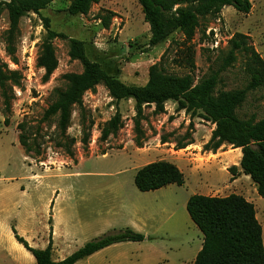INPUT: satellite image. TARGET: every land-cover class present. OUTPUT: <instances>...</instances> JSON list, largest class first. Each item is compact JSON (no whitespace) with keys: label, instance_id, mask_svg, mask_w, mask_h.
<instances>
[{"label":"rangeland","instance_id":"rangeland-1","mask_svg":"<svg viewBox=\"0 0 264 264\" xmlns=\"http://www.w3.org/2000/svg\"><path fill=\"white\" fill-rule=\"evenodd\" d=\"M72 1L53 0L40 14L21 18L11 32L5 5L11 0H0V70L5 76L0 86V264H37L34 258L27 260L29 253L16 241L13 228L19 236L35 237L47 229L50 218L68 238L65 254L58 249L61 260L97 238L130 228L145 240L117 244L77 264H192L203 235L186 205L199 193L221 198L240 194L254 204L264 238V197L250 177L237 175L241 179L232 188L224 175L232 166L239 168L242 155L224 145L220 150L228 151L227 158L219 164L213 152L205 151L215 126L178 113L176 103L168 102L162 114L154 105L145 107L141 131L136 132L135 102H116L101 83L85 93L81 106L72 107L65 132L59 115L44 118L69 89L66 76L84 71L69 56L75 39L84 42L91 61L126 85L144 86L155 65L168 75L191 76L195 85L216 75L217 94L245 92L237 117L260 121L264 87L250 89L247 56L232 52L231 41L236 34L248 36L264 60V0H249L252 11L247 15L227 7L218 15L200 17L191 42L176 32L155 48L149 46L150 26L137 0H104L76 17L66 13ZM44 18L51 30L66 36L53 41L58 67L49 78L39 65L48 34ZM117 112L121 127L104 140L102 129ZM21 135L29 153L19 142ZM187 160L197 170V183L196 174L189 177L183 169ZM149 161L181 167L185 184L140 192L136 169ZM40 241L35 248H46Z\"/></svg>","mask_w":264,"mask_h":264},{"label":"trees","instance_id":"trees-1","mask_svg":"<svg viewBox=\"0 0 264 264\" xmlns=\"http://www.w3.org/2000/svg\"><path fill=\"white\" fill-rule=\"evenodd\" d=\"M53 0H11L6 3L9 11L10 28L14 32L24 16L47 8ZM104 0H73L66 9L72 17L86 14L93 4ZM141 6L144 20L150 26L151 38L149 46L155 48L167 41L174 33L180 32L187 42L194 39L200 24V17L218 15L226 7H232L237 12L249 14L252 3L249 0H137ZM3 6L0 3V8ZM47 29L46 41L43 44L39 65L45 69L49 78L58 67L53 41L57 38L66 39L63 34L51 30L50 23L44 18ZM250 38L244 34H236L231 41L232 52H242L247 56L246 68L250 75V89L264 87V60L249 43ZM69 56L71 60L82 63V74L66 76L69 89L49 107L44 118L60 116V129L65 132L71 119V109L81 106L86 92L104 83L111 98L116 102L133 100L136 116L133 120L136 132L141 131L144 120V108L154 105L155 112L165 113V105L174 102L178 113L185 112L192 119L200 118L215 126L210 142L205 151L217 153L224 145L241 149L242 158L239 168H229L230 174L236 178L238 171L250 177L257 187L258 194L264 197V117L258 122L254 119L240 120L236 110L245 99L244 91L216 93L218 77L194 83L191 76L178 77L168 75L155 65L151 68L149 80L144 86L126 85L110 75L102 66L89 59L84 42L72 39ZM231 53L228 61H232ZM189 62L194 68L193 55ZM5 76L0 70V86ZM173 119V118H170ZM122 124L119 112L106 123L102 129V138L108 139L115 135ZM19 142L29 153V146L23 135ZM87 144V139H84ZM187 147V146H186ZM185 147L179 148V150ZM183 172L173 163L157 161L150 163L135 176V185L140 192L146 193L176 185L183 186ZM187 212L203 235V246L193 264H264L263 228L256 217L254 204L244 197L232 194L230 196L211 197L193 195L186 205ZM15 239L28 252L37 264H76L93 254L115 244L125 242H143L145 236L133 230L126 229L108 233L97 238L74 252L62 261L52 258V242L46 249L32 248L19 236L13 228Z\"/></svg>","mask_w":264,"mask_h":264},{"label":"crops","instance_id":"crops-1","mask_svg":"<svg viewBox=\"0 0 264 264\" xmlns=\"http://www.w3.org/2000/svg\"><path fill=\"white\" fill-rule=\"evenodd\" d=\"M227 8V7H226ZM185 113V112H184ZM235 151H238L239 153H240V156L242 155V151H241V149H235ZM238 152H236V153H238ZM227 153H228V151H221V150H219L217 153H211V155L213 156V157H215V159L217 160H219V164H220V162H222V161H224L226 158H227ZM188 161V160H187ZM155 161H149V162H147L146 164H144V165H142L141 167H139V168H135L136 170H137V172H138V170H140L141 168H143L144 166H146V165H148V164H150V163H154ZM184 163V166H183V169H186L187 170V174H188V176L189 177H194V175L197 173V170H195V168L194 167H190V165H189V161L186 163V162H183ZM183 165V164H182ZM182 172H183V174H184V170L181 168V167H179V166H177ZM137 174V173H136ZM228 175V178H227V180H228V182H229V185L232 187V188H234L235 186L234 185H236L237 184V182L241 179V176L239 177V178H233V176H231L229 173H228V171H226V173H224V175ZM239 174H241V171L239 170L238 171V175ZM185 175V174H184ZM224 175H223V177H224ZM136 176V175H135ZM245 175H243L242 174V177H244ZM245 177H247V176H245ZM193 179V178H192ZM199 180V178H198V174H196V176H195V178H194V181H195V183H197V181ZM200 181V180H199ZM236 194V193H235ZM193 195H195V194H193ZM193 195H191V196H193ZM197 195H200V193L199 194H197ZM240 195V194H239ZM204 196H210L209 194H205ZM212 197V196H211ZM215 197V196H214ZM189 200V199H188ZM188 202V201H187ZM51 221H52V224H51ZM47 224H48V227H47V229L45 230V231H43L42 233H38V234H36L35 235V237L34 236H32V237H29V236H27V235H23V237H24V239L29 243V245L32 247V248H35L36 246H40V245H37V244H39V243H37V240H38V242L40 241V242H44V245H46V248L48 247V245L50 244V242H52V258H53V260L54 261H62L61 260V257H59V255H63V254H65V252H64V250H65V247H66V245L68 244V238L59 230V229H57L56 227H55V225H54V219L53 218H50L49 219V221L47 222ZM126 229H130V228H126ZM126 229H123V230H126ZM130 230H132V229H130ZM134 231V230H133ZM134 232H136V231H134ZM136 233H138V232H136ZM141 234V233H140ZM143 235V234H142ZM145 236V235H144ZM22 237V236H21ZM22 237V238H23ZM0 240H1V238H0ZM17 241V240H16ZM37 244H36V243ZM125 243H127V242H125ZM119 244H122V243H119ZM21 245V244H20ZM115 245H117V244H115ZM115 245H112V246H115ZM22 246V245H21ZM112 246H109V247H107V248H105V249H103V250H101V251H99V252H97V253H95V254H93L92 256H90V257H88V258H86V259H84V260H81V261H86V260H90V259H92L93 257H95L96 255H98L99 253H101L102 251H104V250H106V249H108V248H110V247H112ZM23 247V246H22ZM24 248V247H23ZM46 248H44V249H46ZM25 249V248H24ZM35 249H38V248H35ZM58 249H61L62 250V252H61V254H57L58 253ZM26 250V249H25ZM41 250H43V249H41ZM27 251V250H26ZM78 251V250H77ZM28 252V251H27ZM200 252V251H199ZM29 254L26 256V258H27V260L28 261H30V262H32L33 261V259L32 258H34V256L30 253V252H28ZM72 255V254H71ZM198 255V254H197ZM196 255V256H197ZM58 256V257H57ZM67 258V257H66ZM35 259V258H34ZM195 259H196V257H195ZM195 259H194V261H195ZM64 260V259H63ZM36 261V260H35ZM81 261H79L80 263H81ZM78 262V263H79ZM194 263V262H193ZM192 263V264H193ZM77 264V263H76Z\"/></svg>","mask_w":264,"mask_h":264}]
</instances>
